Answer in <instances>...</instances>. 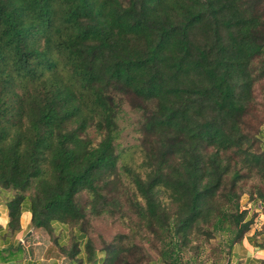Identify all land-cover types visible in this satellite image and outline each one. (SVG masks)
Listing matches in <instances>:
<instances>
[{"label": "trees", "instance_id": "1", "mask_svg": "<svg viewBox=\"0 0 264 264\" xmlns=\"http://www.w3.org/2000/svg\"><path fill=\"white\" fill-rule=\"evenodd\" d=\"M129 96L141 171L118 141ZM263 125L264 0H0L11 229L27 201L31 227L69 226L72 252L82 235L89 259L104 252L101 264L144 262L131 260L146 248L137 237L155 241L159 264H194L195 237L217 233L227 264L252 223L243 196L264 201ZM118 212L131 232L98 245L91 218ZM12 251L0 250V264Z\"/></svg>", "mask_w": 264, "mask_h": 264}, {"label": "crops", "instance_id": "2", "mask_svg": "<svg viewBox=\"0 0 264 264\" xmlns=\"http://www.w3.org/2000/svg\"><path fill=\"white\" fill-rule=\"evenodd\" d=\"M264 137V125L262 127ZM14 191L0 186V250H13L1 264H101L104 252L97 250L94 260L85 251V239L78 241L79 251L71 250V228L54 223V235L43 228L31 227L30 203L24 201L20 227L11 229L7 201ZM247 220H252L244 236L231 245L227 264H264V201L244 197ZM79 232H76V235Z\"/></svg>", "mask_w": 264, "mask_h": 264}, {"label": "rangeland", "instance_id": "3", "mask_svg": "<svg viewBox=\"0 0 264 264\" xmlns=\"http://www.w3.org/2000/svg\"><path fill=\"white\" fill-rule=\"evenodd\" d=\"M137 99L129 96L125 99V103L123 106V111L121 112L120 116V124L122 126L121 136L119 138L120 144L126 149V159L125 162L131 165L133 168L137 170H142L139 168L140 163L143 160V156L140 150L139 145V134L137 132V118L139 117V110L135 108L137 105ZM124 162V161H123ZM123 178L125 182L130 181L131 176L128 173L124 172ZM133 193L127 192V194L121 197L123 206L121 211H128L129 206L131 204L130 201L133 200ZM244 197H248V194L243 196L242 204ZM88 226V234L97 242L98 245H103L104 243H108L113 240V238L117 234H126L131 232V223L126 216H121L120 212L117 213L115 216L110 215H102L100 217L91 218L90 223ZM226 235L217 233L215 237L212 239L204 240L203 236L195 237L192 243L198 244L200 246V255L198 260L194 264H213L217 261L219 264H224L227 259L228 255V246L226 242ZM150 239H152L150 237ZM135 243L139 245L144 244L146 248H142L144 255L141 256V251L136 253H132L131 260L136 261V258H144L141 261L144 262H137L136 264H159L157 261V250L155 248V241L147 240L146 237H137L134 240ZM193 248L189 247L186 252L184 253L185 258H190L192 256ZM152 256H149V254Z\"/></svg>", "mask_w": 264, "mask_h": 264}]
</instances>
